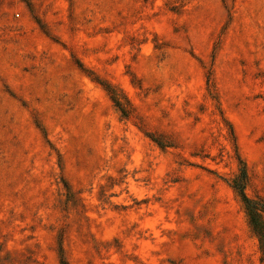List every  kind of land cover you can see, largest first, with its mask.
<instances>
[{
	"label": "rangeland",
	"instance_id": "1",
	"mask_svg": "<svg viewBox=\"0 0 264 264\" xmlns=\"http://www.w3.org/2000/svg\"><path fill=\"white\" fill-rule=\"evenodd\" d=\"M244 170L264 0H0V264H264Z\"/></svg>",
	"mask_w": 264,
	"mask_h": 264
},
{
	"label": "trees",
	"instance_id": "2",
	"mask_svg": "<svg viewBox=\"0 0 264 264\" xmlns=\"http://www.w3.org/2000/svg\"><path fill=\"white\" fill-rule=\"evenodd\" d=\"M245 181L246 173L244 170L233 180L232 188L242 199L249 217L250 225L259 237L264 252V220L262 218L264 215V204L262 202H253L247 197L245 193ZM62 264L64 263L62 262Z\"/></svg>",
	"mask_w": 264,
	"mask_h": 264
}]
</instances>
